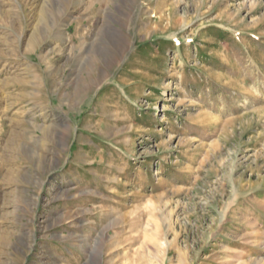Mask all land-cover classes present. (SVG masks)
I'll return each mask as SVG.
<instances>
[{
  "label": "rangeland",
  "instance_id": "374dc122",
  "mask_svg": "<svg viewBox=\"0 0 264 264\" xmlns=\"http://www.w3.org/2000/svg\"><path fill=\"white\" fill-rule=\"evenodd\" d=\"M0 264H264V0H0Z\"/></svg>",
  "mask_w": 264,
  "mask_h": 264
}]
</instances>
